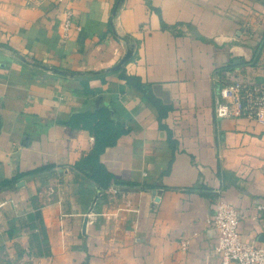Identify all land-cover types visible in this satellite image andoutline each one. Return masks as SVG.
Wrapping results in <instances>:
<instances>
[{
	"label": "crops",
	"instance_id": "crops-1",
	"mask_svg": "<svg viewBox=\"0 0 264 264\" xmlns=\"http://www.w3.org/2000/svg\"><path fill=\"white\" fill-rule=\"evenodd\" d=\"M235 76L264 83V0H0V252L18 264H222L220 198L236 205L241 239L264 243V125L215 113ZM101 109L123 128L101 160L125 183L103 190L74 167L94 132L67 123Z\"/></svg>",
	"mask_w": 264,
	"mask_h": 264
},
{
	"label": "built area",
	"instance_id": "built-area-1",
	"mask_svg": "<svg viewBox=\"0 0 264 264\" xmlns=\"http://www.w3.org/2000/svg\"><path fill=\"white\" fill-rule=\"evenodd\" d=\"M72 18L73 13L67 10L64 31L70 29ZM215 113L219 118L245 117L264 125V83L238 76L222 82ZM5 203L0 198V217ZM258 208L264 209V205L259 204ZM238 225L236 205L226 199H218L213 213V226L218 233L215 250L222 264H264V243L242 240Z\"/></svg>",
	"mask_w": 264,
	"mask_h": 264
},
{
	"label": "trees",
	"instance_id": "trees-1",
	"mask_svg": "<svg viewBox=\"0 0 264 264\" xmlns=\"http://www.w3.org/2000/svg\"><path fill=\"white\" fill-rule=\"evenodd\" d=\"M128 84L141 89L146 98L155 105H161L159 100L154 97L150 88L144 85L139 78L122 74ZM231 78H228L229 80ZM224 79V82L227 81ZM71 126L82 125L94 132L95 145L92 151L77 161L75 169L82 173L86 178L94 182L99 190L106 189L112 185L120 187L125 183L115 178L108 171L107 167L101 160V156L108 146L116 144L119 136L123 132L120 121L112 115L109 109L86 110L84 112L74 113L67 122ZM9 181H6L8 183Z\"/></svg>",
	"mask_w": 264,
	"mask_h": 264
},
{
	"label": "water",
	"instance_id": "water-1",
	"mask_svg": "<svg viewBox=\"0 0 264 264\" xmlns=\"http://www.w3.org/2000/svg\"><path fill=\"white\" fill-rule=\"evenodd\" d=\"M131 56H132V50H129L128 53L125 55V57H123V58L121 59L120 63H119L118 65H116L115 67H113L112 69H113V70H117V69L121 68V66H122L127 60H129V59L131 58ZM102 103H103V97H102V96H98V97L96 98L95 107H96V108H100V106L102 105ZM121 190H122V191H132V190H134V188H132V187H122Z\"/></svg>",
	"mask_w": 264,
	"mask_h": 264
},
{
	"label": "rangeland",
	"instance_id": "rangeland-1",
	"mask_svg": "<svg viewBox=\"0 0 264 264\" xmlns=\"http://www.w3.org/2000/svg\"><path fill=\"white\" fill-rule=\"evenodd\" d=\"M10 264H18V263H14L13 262V259L11 257H9V253H3V252H0V261H11Z\"/></svg>",
	"mask_w": 264,
	"mask_h": 264
}]
</instances>
